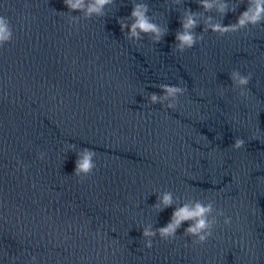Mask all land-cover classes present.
I'll return each instance as SVG.
<instances>
[{
  "label": "clouds",
  "instance_id": "obj_1",
  "mask_svg": "<svg viewBox=\"0 0 264 264\" xmlns=\"http://www.w3.org/2000/svg\"><path fill=\"white\" fill-rule=\"evenodd\" d=\"M115 0H63L64 5L69 10L67 13L68 21L72 25L79 24L81 20H89L92 17H104L107 15L106 8L113 5ZM180 4L181 0H174ZM202 11H192L185 8L180 15V29L175 33L174 50L183 53L187 49L193 48L198 42L204 39V35L211 31L218 36H225L239 32L249 27H257L264 24V0H237L236 3H230L229 0H196ZM247 4L246 10L241 12L236 21L223 24V18L229 12H236L240 4ZM72 12H78L79 15H72ZM150 9L147 3L133 2L132 10L129 16L120 18L119 24L121 32L129 41H140L145 35L149 36L154 44L160 43L168 33V27L162 28L149 15ZM215 12L221 17L216 20L210 13ZM203 19V30L197 34L195 29L201 24ZM13 39V29L10 20L5 16H0V48ZM231 84L234 88H239V96L246 97L249 93L247 86L252 80V73L241 74L238 70H232L229 73ZM156 87L160 89L162 95L156 92H149L146 96L148 103L160 104L167 109L176 110L179 97L187 91L186 86L159 84ZM245 146L242 138H235L231 147L240 149ZM76 144L66 143L64 148L66 152L76 153L75 168L73 176L81 180L94 174L97 165L94 161L97 153L93 148L83 147L78 151ZM46 153L40 152L38 158L43 160ZM18 163H20L18 161ZM175 203L173 194L166 191L157 195V203L152 205L157 212L172 207ZM223 218L224 225L232 224V217L225 214L222 208H217L214 200L196 199L192 203H183L175 207L171 214L169 222L165 226L154 228L152 224H147L142 228V239L144 247L151 249L153 247V238L159 236L163 241H171L176 238L177 231L187 222L188 226L184 228L183 235L192 237L193 245H204L213 236L214 229L220 224ZM185 247H188L185 244ZM31 264H36V257H31Z\"/></svg>",
  "mask_w": 264,
  "mask_h": 264
}]
</instances>
